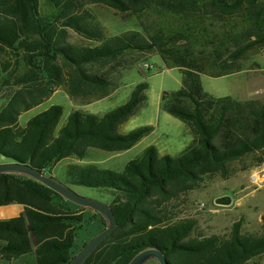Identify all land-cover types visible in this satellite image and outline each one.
Wrapping results in <instances>:
<instances>
[{
    "label": "trees",
    "instance_id": "1",
    "mask_svg": "<svg viewBox=\"0 0 264 264\" xmlns=\"http://www.w3.org/2000/svg\"><path fill=\"white\" fill-rule=\"evenodd\" d=\"M0 0V87L13 91L0 108V155L51 175L62 158L82 159L90 147L123 151L153 131L142 125L119 127L146 100V82L137 83L125 102L102 115L75 109L58 127L63 108L52 104L24 125L19 116L56 89L71 98L100 99L113 88L112 75L130 64L131 52H156L166 67L182 73L179 89L161 95V108L184 121L194 138L178 154H159L150 144L118 172L71 163L72 184L100 188L116 228L82 264H127L147 247L162 250L169 264H246L264 253L261 232H243L235 221L227 236L197 233L193 218L173 220L165 205L201 185L206 176L227 177L229 163L255 156L264 162V100L215 97L200 75L222 76L242 69L252 49L264 54V0ZM134 15L140 30L105 36L90 5ZM94 41L78 45L67 30ZM22 63L23 72H17ZM52 176V175H51ZM59 193L19 173H0V205L24 211L0 219V256L12 260L33 252L35 264H68L82 217ZM100 215V214H99ZM103 228L107 220L100 215ZM78 224L77 226L75 224Z\"/></svg>",
    "mask_w": 264,
    "mask_h": 264
},
{
    "label": "rangeland",
    "instance_id": "2",
    "mask_svg": "<svg viewBox=\"0 0 264 264\" xmlns=\"http://www.w3.org/2000/svg\"><path fill=\"white\" fill-rule=\"evenodd\" d=\"M88 9L93 14V21L99 25L107 37L131 29L141 31L138 19L134 15H122L110 7L98 4L90 5ZM40 12L44 17H49L51 14L52 8L46 0H40ZM66 40L78 45L95 44L94 41L86 39L71 29L67 30ZM126 59L131 63L126 68L114 72L112 75L114 88L108 96L97 100L87 97L71 98L63 88H58L41 103L19 116L20 124L24 125L34 114L52 104H59L63 108L58 124L60 127L66 121L68 114L75 109L97 115L113 110L127 100L137 83L146 82L148 85L146 100L120 125L119 131L124 133L135 127L151 124L154 127L152 132L142 137L129 149L116 152L90 147L84 158L78 159L74 156L62 158L51 170V175L55 179L68 185L78 194L107 204L111 199L107 191L70 183L66 175L67 165L92 163L98 167L120 172L129 160L141 154L150 144L157 148L159 154L174 155L181 152L194 138L192 130L184 121L161 108L162 93L175 91L181 86L180 69L166 67L159 55L153 51L131 52ZM240 64L242 69L232 74L218 77L201 74L200 81L203 89L215 97L229 96L238 100L248 98L264 100V54L262 50L259 48L250 50L240 60ZM148 65L151 67L148 68ZM17 67L18 73L25 70L22 63H19ZM12 91V86L0 87V108ZM259 156H264V152ZM254 157L248 156L229 163L227 177L218 173L206 176L199 187L167 202L166 212L173 220L195 219L197 233L204 235L227 236L232 224L238 220L241 221L243 232H261V217L264 216V179L259 171L264 162L259 165L253 164L256 161ZM7 160L6 157L0 155V164ZM254 174L258 176L255 181L251 178ZM224 194L231 195L232 203L229 206L216 205L214 199ZM63 203L78 211L82 217L72 248V253L75 255L86 242L102 230L103 223L97 211L76 205L67 199ZM2 207L0 206V214ZM7 214L9 217H14L19 213L9 211ZM26 264H30L29 261H26ZM144 264H158V262L149 260ZM246 264H264V253L253 257Z\"/></svg>",
    "mask_w": 264,
    "mask_h": 264
},
{
    "label": "water",
    "instance_id": "3",
    "mask_svg": "<svg viewBox=\"0 0 264 264\" xmlns=\"http://www.w3.org/2000/svg\"><path fill=\"white\" fill-rule=\"evenodd\" d=\"M0 173H19L32 177L76 205L89 207L97 211L107 220V226L86 242L68 264H82L93 250L116 228V219L109 204L80 195L50 174L35 169L29 164L7 161L0 164ZM214 202L216 205L229 206L232 203V197L228 194L220 195L214 199ZM149 260H156L158 264H169L164 252L157 247H147L138 251L127 264H144Z\"/></svg>",
    "mask_w": 264,
    "mask_h": 264
},
{
    "label": "crops",
    "instance_id": "4",
    "mask_svg": "<svg viewBox=\"0 0 264 264\" xmlns=\"http://www.w3.org/2000/svg\"><path fill=\"white\" fill-rule=\"evenodd\" d=\"M7 161H9V160H7ZM0 206H3L2 207L3 210L0 214V219L11 218V217L7 216L8 215L7 213L9 211L18 212L19 214H21L24 211V205L18 204V203H10V204L0 205ZM26 261H29L30 264H35V257H34L33 252L23 254V255L19 256L18 258L12 259L10 261L2 259L0 256V264H14V263L16 264L17 262L20 264H23V263L26 264Z\"/></svg>",
    "mask_w": 264,
    "mask_h": 264
},
{
    "label": "built area",
    "instance_id": "5",
    "mask_svg": "<svg viewBox=\"0 0 264 264\" xmlns=\"http://www.w3.org/2000/svg\"><path fill=\"white\" fill-rule=\"evenodd\" d=\"M149 67H151V65H148V68ZM260 173H261V176H262V178L264 179V163H263V165L260 167V171H259ZM251 178L255 181V180H257L258 179V176L257 175H252L251 176Z\"/></svg>",
    "mask_w": 264,
    "mask_h": 264
}]
</instances>
